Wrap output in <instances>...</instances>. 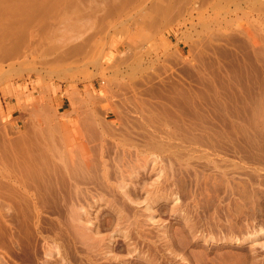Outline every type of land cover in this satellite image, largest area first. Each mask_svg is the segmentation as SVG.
Returning a JSON list of instances; mask_svg holds the SVG:
<instances>
[{"label":"rangeland","instance_id":"obj_1","mask_svg":"<svg viewBox=\"0 0 264 264\" xmlns=\"http://www.w3.org/2000/svg\"><path fill=\"white\" fill-rule=\"evenodd\" d=\"M74 128L89 130L98 155L95 171L81 176L73 156L52 155L66 141L73 146ZM10 145L20 155L12 172L29 182L33 202L17 195L9 203L2 185L0 264L105 261L74 241L70 217L78 183L105 189L101 152L109 170L138 167L136 194L140 202L151 197L159 219L158 228L133 233L137 248L127 256L119 250L129 231L123 224L114 243L120 253L106 264H264V0H0L3 157ZM107 194L91 213L113 232L121 199Z\"/></svg>","mask_w":264,"mask_h":264},{"label":"bare ground","instance_id":"obj_2","mask_svg":"<svg viewBox=\"0 0 264 264\" xmlns=\"http://www.w3.org/2000/svg\"><path fill=\"white\" fill-rule=\"evenodd\" d=\"M75 97V96H74ZM73 97V98H74ZM77 98V97H76ZM75 99V98H74ZM78 100V99H77ZM76 101V100H75ZM260 104V103H259ZM79 106H80V104H79ZM83 108V107H82ZM263 108V107H262ZM77 112V111H76ZM75 114V113H74ZM77 114V113H76ZM92 114H90L89 115V117L91 116ZM78 116H79V113H78ZM81 116V115H80ZM79 116V117H80ZM85 116V115H84ZM79 117H77V118H79ZM82 118H83V116H81ZM91 117H93L94 119H95V117L94 116H91ZM90 117V118H91ZM87 118V117H86ZM81 119V118H80ZM81 120H84V118L83 119H81ZM86 121H89L88 119H85ZM102 120V119H101ZM105 121V120H104ZM90 122H91V120H90ZM95 122H96V120H95ZM108 122V121H107ZM92 123H93V121H92ZM102 123H103V120H102ZM105 124H106V122H104ZM110 123V122H109ZM84 124V123H83ZM85 124H87L88 125V122L86 123L85 122ZM85 124L83 125V126H85ZM95 124V123H94ZM154 124V123H153ZM104 124H102V125H99L98 124V126H103ZM108 124H106V126H107ZM111 125V124H110ZM92 125H90L89 127H91ZM94 126V125H93ZM59 127V126H58ZM88 127V126H87ZM88 127V128H89ZM81 128H83L82 126H81ZM95 128H96V126H95ZM106 128V127H105ZM107 128H109L108 126H107ZM106 128V129H107ZM98 129V128H97ZM102 129H104L103 127H102ZM75 130V128L73 129V146H71L70 148H72L73 147V151L72 150H70V148H69V146H68V144L65 142V147L63 148V149H65V151L64 150H59V149H57L56 150V148L54 147V149L53 150H55V151H53V156H55L56 155V153L57 154H59L60 156H62L63 157V155L64 154H62V153H68V155H69V158H68V155H67V158L70 160L71 159V156H73V164H72V166H73V170L72 169H70L69 171H70V173H72L71 172V170L73 171V173L75 172L76 173V171H78V173H79V175L81 176V174H80V172H83V171H85V170H88V171H90L89 169H91V172H92V170L94 169L93 168V166H94V164L92 163L95 159H94V157L96 158L97 156H96V154H97V152L96 151H94L93 152V148L91 147V138H90V140H89V130L87 131V130H82V129H80V128H76V130ZM90 130H92L93 131V128L92 129H90ZM105 130V129H104ZM113 130V129H112ZM55 131V130H54ZM92 131H90L91 133H92ZM94 131H96V130H94ZM99 131V130H98ZM98 131L96 132V133H98ZM116 131V130H115ZM57 132H58V130H57ZM63 132V131H62ZM103 132V131H102ZM102 132H101V134H102ZM105 132V131H104ZM103 132V133H104ZM108 132V131H107ZM112 132V131H111ZM90 133V134H91ZM106 133V132H105ZM104 133V134H105ZM131 133V132H130ZM93 134H94V132H93ZM100 134V135H101ZM109 134H115L114 132L113 133H109ZM92 135V134H91ZM96 135V134H95ZM98 136V135H97ZM107 136V135H106ZM111 136V135H110ZM108 137V136H107ZM116 137V136H115ZM113 138V137H112ZM104 139V138H103ZM107 139V138H106ZM111 139V138H110ZM114 139V138H113ZM113 139H112V141H113ZM94 140V135H93V139H92V141ZM102 140V139H101ZM120 140V139H119ZM122 140V139H121ZM95 141H97V138H96V140ZM104 141V140H103ZM130 141V140H129ZM94 142V141H93ZM126 142V141H125ZM99 142H97V144H98ZM107 143V142H106ZM108 143H111V142H108ZM107 143V146L109 145ZM122 143H123V140H122ZM121 143V144H122ZM129 143V142H128ZM135 143V142H134ZM133 143V144H134ZM160 143V142H159ZM12 144V143H11ZM23 144V143H22ZM55 144V143H54ZM88 144H91L90 146H88ZM100 144V143H99ZM105 144V143H104ZM131 144V143H130ZM148 144V143H147ZM147 144H146V146H147ZM154 144V143H153ZM16 145H17V143H16ZM16 145H15V147H16ZM102 145V144H101ZM106 145V144H105ZM116 145H117V143H116ZM122 145H124V144H122ZM128 145V144H127ZM127 145H125V147H127ZM137 145V144H136ZM139 145V144H138ZM156 145V144H155ZM165 145V144H164ZM52 146V145H51ZM55 146V145H54ZM59 146V145H58ZM95 146V145H94ZM114 145H112V147H113ZM140 146V145H139ZM157 146V145H156ZM14 146H12V145H10L9 147H7L8 149H9V152H7V156H5V157H3L2 156V154H1V151H0V202H1V195H2V185H5V187H6V194L8 195V199H9V203H11V204H13L14 203V200L16 201V203H17V198H18V196L17 195H19V199H20V201L22 200L23 201V203H32L33 201H32V196H31V194H33V193H31V187L29 186V182L28 181H25L24 179H22V178H18V177H16L15 175H14V173H16V171L13 173L12 171V167H11V158H13V159H16L17 157H18V153L17 152H15V148ZM104 146H102V149L104 150V148H103ZM109 147V146H108ZM111 147V146H110ZM122 147V146H121ZM120 147V148H121ZM131 147H133L132 145H131ZM135 147V146H134ZM133 147V148H134ZM137 147V146H136ZM155 147V146H154ZM6 148V149H7ZM17 148V147H16ZM18 148H19V146H18ZM18 148H17V150H18ZM58 148V147H57ZM97 147L95 146L94 147V150L96 149ZM106 148V147H105ZM119 148V149H120ZM124 148V146L122 147V149ZM130 148V147H129ZM132 148V149H133ZM146 148V147H145ZM159 148V147H158ZM5 149V150H6ZM7 149V150H8ZM52 149V148H51ZM100 149V148H99ZM110 149V148H109ZM113 149H114V147H113ZM131 149V150H132ZM135 149V148H134ZM154 149V148H153ZM163 149V148H162ZM50 150V149H49ZM124 150H125V148H124ZM138 150V149H137ZM167 150V149H166ZM11 151V152H10ZM52 151V150H51ZM51 151H49V152H51ZM100 151V150H99ZM102 151V150H101ZM106 151V150H105ZM109 151H111V149L109 150ZM118 151V150H117ZM126 151V150H125ZM124 151V152H125ZM140 151V150H139ZM151 151V150H150ZM164 151V150H163ZM6 152V151H5ZM19 152V151H18ZM30 151H28V153H29ZM96 152V154H95V156L93 157V153H95ZM107 152V151H106ZM113 151H111V153H112ZM115 152H116V150H115ZM129 152V151H128ZM127 151H126V153H128ZM131 152V151H130ZM166 152V151H165ZM32 153V152H31ZM48 153V152H47ZM52 153V152H51ZM72 153H73V155H72ZM111 153H109V154H111ZM125 153V154H126ZM136 153V152H135ZM147 153H149V152H147L146 151V154ZM55 154V155H54ZM107 154V153H106ZM121 154V153H120ZM132 154H133V152H132ZM131 154V155H132ZM142 154V153H141ZM3 155H5V154H3ZM16 155H17V157H16ZM48 155V154H47ZM104 155H105V152H101V157H100V161L98 162V164L97 165H99V163H100V165H101V167H102V174H101V176H100V174H99V181H102L103 183L102 184H105L106 186H105V189L103 188V189H101L99 186H95V185H97L96 184V182H95V187H97L98 188V190H97V193H93V191H91V190H88V188L86 189V190H83V189H81L82 187H80L81 186V183L82 182H80V183H78L77 184V186L75 187V192H74V198H75V200L73 199V197H72V199H73V204L71 205V208H70V217H71V219H72V230H73V237H74V241H76V240H78L77 241V244H78V242L81 244L80 246H86V248H87V251H89L90 252V254L92 253V251L91 250H96V254L98 253V258L99 259H101V260H105V261H108L109 259H111L112 258V256L114 257V255H116L117 253H120V252H122V253H124V254H126V256L127 255H131L133 252H135L136 251V248L137 247H135V245H134V243L132 242L131 243V240H133L132 239V235H133V233L135 232V231H137L138 232V234H139V236H141V234L143 233V232H145L146 233V231H151V227H154V228H158L157 227V224H158V220H156L155 219V215H154V211H153V207H152V202L149 200V201H147L148 199H150L151 197L150 196H148L149 195V193L147 194V196H148V199H146V201H144V202H140L139 200V198H138V195L136 194V192H137V190H138V192H139V189H140V187H143V186H140V184H139V177H141V176H138L137 177V175H139V173L137 174V173H135L136 171V169L138 168H135V166H124V165H122V164H120V166H117L116 168H115V170H109V166L111 165L110 164V162H107L106 160L104 161ZM108 155V154H107ZM106 155V156H107ZM116 156L115 157H118L119 155L116 153L115 154ZM118 155V156H117ZM139 155H140V153H139ZM20 156V155H19ZM49 156V155H48ZM112 155H110V157H111ZM123 156V155H122ZM56 157H57V159H59L58 158V155H56L55 156V159H56ZM61 157V158H62ZM65 157V156H64ZM63 157V158H64ZM128 157V156H127ZM132 157V156H131ZM138 157V156H137ZM151 157V156H150ZM22 158V157H21ZM27 158H28V156H27ZM36 158V157H35ZM49 158V157H48ZM66 158V157H65ZM108 158V157H107ZM124 158V157H123ZM29 159V158H28ZM36 159H38V158H36ZM113 159H117V158H113ZM119 159H122V158H119ZM19 160V159H18ZM26 160V159H25ZM45 160H46V158H45ZM52 160H53V158H52ZM60 160V159H59ZM97 160V159H96ZM96 160L94 161V162H96ZM111 160V159H110ZM135 160V159H134ZM15 161V160H14ZM28 161H30V160H28ZM37 161V160H36ZM63 160L61 159V162H62ZM72 161H71V163H72ZM116 161V160H115ZM121 161V160H120ZM125 161H127V160H125ZM128 161H130V160H128ZM140 161H142L143 163H145L143 160H140ZM139 161V162H140ZM145 161H146V159H145ZM157 161V160H156ZM27 162V161H26ZM41 162H43L42 160H41ZM40 162V163H41ZM49 162V161H48ZM51 162V161H50ZM52 162H54V160L52 161ZM57 162V161H56ZM60 162V161H59ZM64 162H65V160H64ZM112 162V161H111ZM118 162V161H117ZM135 162H136V160H135ZM139 162H138V164H139ZM141 162V163H142ZM147 162V161H146ZM15 163V162H14ZM37 163H38V161H37ZM44 163V162H43ZM68 162H66V164H67ZM108 163V164H107ZM121 163V162H120ZM125 163V162H124ZM123 163V164H124ZM131 163H133V162H131ZM142 163V164H143ZM21 164V163H20ZM30 164V163H29ZM65 164V163H64ZM96 164V163H95ZM110 164V165H109ZM128 164V163H127ZM14 165V164H13ZM44 165V164H43ZM48 165V164H47ZM51 164L49 163V165L48 166H50ZM59 165V164H58ZM63 165V164H62ZM61 165V166H62ZM71 165V164H70ZM107 165H109V166H107ZM114 165V164H113ZM119 165V164H118ZM156 165V164H155ZM38 166H39V164H38ZM38 166H37V169H38ZM57 165L55 164V167H56ZM72 166H70V168H72ZM147 166V165H146ZM15 167V166H14ZM13 167V168H14ZM40 167V166H39ZM51 167H52V165H51ZM67 167H69V164H68V166H66V168ZM96 167V166H95ZM97 167H99V166H97ZM112 167V166H111ZM46 168V167H45ZM53 168V167H52ZM58 168V167H57ZM59 168L61 169V167H60V165H59ZM62 168H64L63 166H62ZM93 168V169H92ZM155 168V167H154ZM29 169H30V167H29ZM39 169H41V168H39ZM38 169V170H39ZM43 169V171H44V168H42ZM56 169V168H55ZM67 169H69V168H67ZM100 169V168H99ZM113 169V168H112ZM143 169V168H142ZM153 169V168H152ZM48 170V172L50 171L49 169H47ZM98 170V169H97ZM145 170H147V169H145ZM19 171V170H18ZM30 171V170H29ZM54 171H56V170H54ZM58 171H59V169H58ZM62 171V170H61ZM60 171V172H61ZM65 171V170H64ZM88 171H86V173L88 172ZM93 171H95V170H93ZM99 171V170H98ZM101 171V170H100ZM142 172H143V170H141ZM141 171H139V172H141ZM36 172H37V170H36ZM41 172V171H40ZM46 171H44V173H45ZM51 172V171H50ZM57 172V171H56ZM66 172V171H65ZM142 172L140 173V174H142ZM152 172V171H151ZM23 173H24V171H23ZM22 173V174H23ZM33 173V172H32ZM39 173V172H38ZM52 173H53V171H52ZM52 173H49L52 177H53V175H52ZM63 173V172H62ZM67 173H68V175H69V172L67 171ZM67 173H65L66 175H67ZM77 173V174H78ZM98 173H100V172H98ZM146 173H147V171H146ZM19 174V173H18ZM25 174V173H24ZM27 174V173H26ZM35 174V173H34ZM40 174V173H39ZM46 175H47V173H45ZM57 174H59V173H57ZM57 174H55V175H57ZM83 174V173H82ZM88 175H89V173H87ZM33 175V174H32ZM36 175H38V174H36ZM35 175V176H36ZM62 175V174H61ZM76 175V174H75ZM85 175V173L83 174V176ZM95 172H94V177H95ZM146 175V174H145ZM58 176V175H57ZM64 175H62V177H63ZM70 176V175H69ZM74 176V175H73ZM86 176V175H85ZM97 176V175H96ZM19 177H20V174H19ZM25 177V176H24ZM23 177V178H24ZM49 177V175H47V178ZM60 177V176H59ZM59 177H57V180L59 181ZM67 177V176H66ZM71 177V176H70ZM69 177V178H70ZM76 177H77V175H76ZM76 177H74V179H72V180H74L73 182H75V181H78L79 182V180L81 181V179L83 178H79V179H77ZM87 177V176H86ZM91 177L92 178H94L93 177V174L89 177L90 178V180H91ZM26 178V177H25ZM72 178V177H71ZM70 178V179H71ZM75 178L77 179V180H75ZM145 178H146V176H145ZM26 179H28V178H26ZM46 179V178H45ZM50 179V178H49ZM48 179V180H49ZM51 179H53V178H51ZM68 179V178H67ZM84 179H85V177H84ZM96 179V178H95ZM113 179V183L111 182V180ZM143 179V178H142ZM61 180H64V178L63 179H61ZM66 180V179H65ZM88 180V178L86 179V181ZM97 180V183H98V179H96ZM3 181H4V183L5 184H3ZM30 181V180H29ZM32 181V180H31ZM51 181V180H50ZM49 181V182H50ZM54 181H55V179H54ZM57 181V182H58ZM67 181V180H66ZM82 181H85V180H83L82 179ZM14 182H16L17 183V185H16V183L14 184ZM44 182H45V180H44ZM62 182V181H61ZM60 182V183H61ZM64 182V181H63ZM47 183V182H46ZM52 183V182H51ZM90 183V182H89ZM99 183H101V182H99ZM44 184V183H43ZM83 184H84V182H83ZM90 184H93V183H90ZM89 184V185H90ZM149 184V183H148ZM54 185H56V184H54ZM61 185V184H60ZM59 185V186H60ZM68 185H69V183H68ZM71 185H73V183L71 184ZM84 185H88V183L87 184H84ZM100 186H101V184H99ZM157 185V184H156ZM52 186V185H51ZM104 186V185H103ZM102 186V187H103ZM152 186H154V185H152ZM4 187V188H5ZM47 187L49 188L50 186H48L47 185ZM56 187V186H55ZM69 187V186H68ZM73 187V186H72ZM151 187V186H150ZM163 187V186H162ZM43 188V187H42ZM46 188V187H45ZM44 188V189H45ZM148 188V187H147ZM155 188V187H154ZM52 189H54V188H52ZM51 189V190H52ZM56 189V188H55ZM64 189V188H63ZM74 189V188H73ZM92 189V188H91ZM94 189V188H93ZM146 189V188H145ZM41 191H42V189H40ZM46 190V189H45ZM49 190V189H48ZM62 190V189H61ZM105 191V190H108V194H107V192L105 193V192H103V191ZM147 190V189H146ZM38 191V190H37ZM149 191V190H148ZM155 191V190H154ZM33 192V191H32ZM39 192V191H38ZM62 192V191H61ZM65 192V191H64ZM63 192V193H64ZM70 192V191H69ZM69 192H67L68 194H69ZM72 192V191H71ZM99 192H103V193H105V195L107 194L109 197H111L112 195H114L113 193L115 192V193H117V197L116 198H120L121 199V202L119 203L120 204V206L119 207H117V208H115V206H114V208H113V213L115 214V216H116V219H115V221H116V228L115 229H113V232H111L112 231V228L111 227H109V226H107V225H104V223L103 224H99L98 226H100L99 228L96 226V222H97V220H96V222H94V218L96 217V216H98V215H96V216H94V218H92V213H91V210H93V208H99V206L100 205H102V204H104V203H106L108 200H107V196H105V195H103V194H101V193H99ZM150 192V191H149ZM37 193V192H36ZM46 193V192H45ZM53 193V192H52ZM56 193L57 192H55V195H56ZM59 193V192H58ZM63 193H61L62 194V196H64L63 195ZM143 193V192H142ZM159 193V192H158ZM73 194V192L70 194V195H72ZM109 194H112V195H109ZM42 195V194H41ZM54 195V196H55ZM58 195V194H57ZM67 195V194H66ZM65 195V196H66ZM150 195H152V194H150ZM160 195V194H159ZM166 195V194H165ZM17 196V197H16ZM46 196V195H45ZM64 196V197H65ZM152 196H155V194L154 195H152ZM34 197V196H33ZM36 197H38V194H37V196ZM35 197V198H36ZM49 197V196H48ZM47 197V198H48ZM66 197H68V196H66ZM150 197V198H149ZM158 197V196H157ZM164 197V196H163ZM39 198V197H38ZM58 198V197H57ZM60 198V197H59ZM112 198H114L113 196H112ZM116 198H114V199H116ZM118 198V199H119ZM153 198V197H152ZM159 198H161L160 196H159ZM169 198V197H168ZM7 199V200H8ZM34 199V198H33ZM50 199V198H49ZM65 199V198H64ZM117 199V200H118ZM4 200V199H3ZM6 200V199H5ZM39 200V199H38ZM66 200H67V198H66ZM69 200H70V197L68 198V202L67 203H70L69 202ZM111 200V199H110ZM145 200V199H144ZM41 201V200H40ZM60 201V200H59ZM63 201H65V200H63ZM112 201V200H111ZM111 201H109V202H111ZM119 201V200H118ZM142 201V200H141ZM157 201V200H156ZM13 202V203H12ZM50 202V201H49ZM153 202H154V200H153ZM1 203H3V202H1ZM9 203H8V205H9ZM51 203V202H50ZM58 203V202H57ZM113 203V202H112ZM10 204V205H11ZM22 204V203H21ZM34 204V203H33ZM118 204V203H117ZM152 204V205H151ZM9 205V206H10ZM13 205H15V204H13ZM23 205V204H22ZM49 205V204H48ZM54 205V204H53ZM61 205V204H60ZM108 206H110L111 205V203H110V205L109 204H107ZM50 206V205H49ZM70 206V205H69ZM103 206V205H102ZM107 206V208L109 209V210H111L109 207ZM2 207H3V205H2ZM5 207V206H4ZM107 208H105V209H107ZM2 209V208H1ZM0 209V210H1ZM54 209V208H53ZM96 209V210H97ZM102 209V208H101ZM176 209V208H175ZM67 210V209H66ZM95 210V209H94ZM100 211H102V210H100ZM100 211L98 212V213H100ZM53 212V211H52ZM60 212H62V211H60ZM69 212V211H68ZM93 212V211H92ZM105 212V211H104ZM112 212V211H111ZM97 213V212H96ZM97 213V214H98ZM156 213V212H155ZM68 214V213H67ZM110 214V213H109ZM101 215V214H100ZM114 216V215H113ZM114 216V217H115ZM61 217V216H60ZM100 216H98V218H99ZM105 217V216H104ZM114 217L112 218L113 219V221H114ZM97 217H96V219H98ZM101 218V217H100ZM103 219H105V218H103ZM102 219V220H103ZM67 221V220H66ZM69 221V220H68ZM99 221V220H98ZM105 221V220H104ZM70 222V221H69ZM100 222H102L101 220L99 221V223ZM67 223V222H66ZM106 223V222H105ZM112 223V222H111ZM115 223V222H114ZM70 224V223H69ZM113 224V223H112ZM111 224V225H112ZM123 224H127L126 226H128L127 228H128V232H126V230L127 229H125V233L123 234V236H124V241L126 240V246H125V248H119V246H118V244L116 245V246H118V248H119V250H120V252L118 251H115V248L116 247H114V243L117 241V236H119V233H120V230H119V228H123V227H121ZM109 225V224H108ZM66 227H68V226H66ZM125 227V226H124ZM150 227V230L149 229H146V228H149ZM70 228V227H69ZM118 228V229H117ZM153 228V229H154ZM59 229V228H58ZM153 229H152V231H153ZM111 232V233H109V235H106V233L105 232ZM166 231V230H165ZM121 232H123V231H121ZM153 233V232H152ZM105 234V235H104ZM149 234H150V232H149ZM136 235V234H135ZM144 235H146V234H144ZM148 235V234H147ZM165 236V235H164ZM134 237H136V236H134ZM151 237V236H150ZM137 238V237H136ZM146 238V237H145ZM161 238H163V237H161ZM140 240H141V238H139ZM142 239H144V237L142 238ZM168 239V238H167ZM134 240H135V238H134ZM139 240V241H140ZM171 240V239H170ZM72 241V240H71ZM136 241V240H135ZM138 241V242H139ZM142 241V240H141ZM51 242V241H50ZM45 243V242H44ZM137 243V242H136ZM46 244V243H45ZM180 244V243H179ZM60 245V244H59ZM73 245V244H72ZM75 245V244H74ZM79 245V244H78ZM137 245H139L138 243H137ZM49 246H50V244H49ZM52 246H54V245H52ZM51 246V247H52ZM79 246V248H82V247H80ZM48 247V246H47ZM50 247V248H51ZM59 247V246H58ZM52 248H55V247H52ZM70 248V247H69ZM84 248V247H83ZM86 248H85V251H84V253L86 252ZM117 248V249H118ZM74 249V248H73ZM75 249H76V247H75ZM169 249V248H168ZM50 250V249H49ZM53 250H56V249H53ZM139 250V249H138ZM161 250V249H160ZM58 251L59 252H61L59 249H58ZM117 252L116 254H113V252ZM171 251V250H170ZM45 252H47L48 253V248H47V251H45ZM55 252V251H54ZM81 252V251H80ZM83 252V251H82ZM88 252V253H89ZM153 252V251H152ZM161 252V251H160ZM172 252V251H171ZM170 252V253H171ZM50 253V252H49ZM56 253V252H55ZM74 253V252H73ZM76 253H77V251H76ZM84 253H82V254H84ZM52 254L55 256V254L52 252ZM136 254V253H135ZM37 255V254H36ZM48 255V254H47ZM52 255V256H53ZM79 255V254H78ZM120 255V254H119ZM122 255V254H121ZM46 256V255H45ZM53 256V257H54ZM84 256V255H83ZM95 256V255H94ZM125 256V255H124ZM28 257H30V255L28 256ZM48 257V256H47ZM49 257H51L50 255H49ZM60 257V256H59ZM58 257V258H59ZM65 257V256H64ZM74 257H76V256H74ZM86 258H87V253H86V256H85ZM84 257V258H85ZM91 257L93 258V255L91 256V255H89L88 254V260H89V263H90V261H92L91 260ZM117 257V256H116ZM116 257H114L115 259H117ZM119 257H121V256H119ZM56 259H57V257H55ZM63 257H61V259H62ZM121 258H123V255H122V257ZM118 259L119 261H121V260H123V259ZM51 259V258H50ZM83 259V258H82ZM96 259H97V256H96ZM95 259V260H96ZM55 260V259H54ZM59 260V259H58ZM57 260V261H58ZM94 260V259H93ZM47 261V260H46ZM98 261V259L96 260V262ZM104 261V262H105ZM111 261V260H110ZM110 261H108V262H110ZM115 260H113L112 261V263L114 262ZM118 261V262H119ZM35 262V261H34ZM48 262H50V260L48 261ZM60 262V261H59ZM66 262H67V259H66ZM94 262V261H93ZM103 261H102V263H104ZM36 263V262H35ZM47 263V262H46ZM45 263V264H46ZM53 263H54V261H53ZM61 263V262H60ZM101 263V262H100ZM101 263V264H102ZM117 263V262H116ZM121 263H123V262H120L119 264H121ZM33 264V263H32ZM44 264V263H43ZM47 264H50V263H47ZM52 264V263H51ZM58 264V263H57ZM64 264H65V262H64ZM68 264V263H67ZM95 264H98V263H95ZM105 264H106V262H105ZM109 264V263H108ZM111 264V263H110ZM124 264V263H123Z\"/></svg>","mask_w":264,"mask_h":264}]
</instances>
